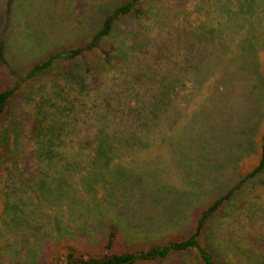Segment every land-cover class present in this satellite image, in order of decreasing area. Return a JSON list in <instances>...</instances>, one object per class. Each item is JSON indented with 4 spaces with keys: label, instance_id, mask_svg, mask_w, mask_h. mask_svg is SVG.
<instances>
[{
    "label": "rangeland",
    "instance_id": "obj_1",
    "mask_svg": "<svg viewBox=\"0 0 264 264\" xmlns=\"http://www.w3.org/2000/svg\"><path fill=\"white\" fill-rule=\"evenodd\" d=\"M197 1L164 0V8L168 5L169 9L178 7L181 11L178 18L174 15L168 18L164 13L157 16L149 13L143 15L141 23L145 28L142 35L147 38V43L143 38L137 41L141 42L145 50L150 52L146 55L140 50H135L136 54L133 53L130 64L132 70H129V72L135 71L139 74L146 73L147 76L153 73L162 59L167 60L166 56L160 57V50L157 49L158 45L160 46L158 39H175L177 48L176 52L172 53L175 64L171 67L172 70L164 68L162 75L165 77V82H168L167 77L172 75L179 83L186 81L188 85L179 91V103L170 96L166 97L167 100L160 108V113H165L170 118L165 120V127L157 132L156 140L153 139L154 141L150 142L154 146L145 147V153L162 161L168 152L179 157L178 161L187 163V165L177 168L168 165L166 169L159 171V175L164 174L165 179L159 175L156 179L149 176L141 182V188L137 189V187L136 190H133L131 186H135L138 182L128 175L116 179L109 178L108 182L98 183L97 194L94 188L89 186V192L86 190L89 195L84 193L85 190L81 192V196L76 195V203H73L75 211L68 212L66 202H71L72 198L65 194L69 195L74 192L73 180L81 178L82 173L79 172L85 170L82 167L90 168L92 161L86 162L85 152L76 147L75 141L80 138L73 129L76 121L69 122L66 127V77L32 78L29 77V72L34 64L45 60L51 53L62 52L91 41L95 33L103 26L106 18L119 5V0H0V37L5 40L6 55L10 61V66L7 68L0 64V91L16 86L18 92H27L33 88V101L28 104L20 101L23 107H18L17 115L21 128L24 131L28 130L30 120L27 114L29 111L31 114L32 110L33 115L40 120L43 131L41 134L46 133V138L50 137L52 131L49 128L59 122L58 131H62L63 138L51 147L47 145V141H44L46 145L43 146L36 139L30 140L24 152L31 159L30 165H33L35 170L36 182L33 184L31 180H26L27 174H23L24 178L17 175L20 170L27 172L24 163L19 162V166L14 167L13 159L16 157L12 155L13 152L6 157L7 160L0 170V264H22L24 260H28L29 264H36L34 258L41 254L36 251L39 247L34 242L38 244L43 240V244L49 249L56 237L50 235V232L54 234L51 231L53 225L44 224V221L48 220L49 215L53 220L59 214L57 211L64 212L66 220H69L68 225L66 224L68 237L75 233L82 237L83 234L80 231H83L86 237L88 235L97 236L99 228L105 229L106 226L114 223L110 218H113L115 214L128 216L135 212L138 216H133V220L129 219V229L137 235L131 238L132 242L138 245L156 241L165 242L169 234H180L187 229L183 225L188 223L191 206H194L195 210L209 202V198L233 185L256 164L264 135V93L262 88H257L251 92L250 98L246 95L249 94L250 87H256V76L253 69L260 60L259 49L262 50L264 45V14L254 16L247 14L250 17L244 19L245 25H248L247 29L242 28V19H240L235 27L244 37H235V40L231 42L229 31H233L231 29L234 27H230L229 20L242 14L234 10L232 13L229 11L220 13L211 8L208 15L203 16L200 14L201 3L198 5L199 13L196 12ZM152 4H154L152 0H146L141 8L143 13L147 12ZM164 8L161 7L162 12ZM263 10L261 8L260 13ZM257 12L259 13V8ZM160 19L161 21L164 19L163 25L157 24ZM183 19L191 21L181 22ZM179 23L175 31L171 30ZM216 26L219 29L216 31L217 39L222 36L219 32H224L225 35L222 36L224 43L231 48L226 61L230 62L233 74L230 85L233 97L228 94L229 101L225 105L217 100L220 103V110L211 111L210 119L209 114L211 113H208V110L205 109L202 112L199 110L202 100L199 98V75L196 67L198 59L202 57V63L199 66L203 77L208 81L205 86L209 87L217 76L216 74L219 73L216 71L210 81L209 76L219 64L214 60V52L208 49L212 47H203L205 46L204 39L200 41L198 37L204 31L211 33ZM123 34L125 38L131 37L129 32ZM244 41L246 43L240 49L235 48L238 42ZM111 42L112 40L106 39L103 45L106 48L98 53L111 54L113 47ZM198 49H202V52ZM243 51L244 54L240 57ZM236 54L237 56H234ZM169 60H167L168 64L173 63ZM239 61L243 64V70L234 74L233 70L237 68ZM61 63L54 67L55 73L63 69L62 67H66V61H61ZM115 71V69L109 71L110 80L107 77L102 79L103 83H108L113 89L111 93L104 91L107 89L105 84L98 91L90 89L88 93L84 92L79 97L71 93V99L75 96L78 98L71 118H76L75 113L78 108L81 126L84 128L88 126V137L92 136L104 123L107 124L108 117L117 113L114 109L117 108V101L125 102L131 98L130 87L125 88L118 79H111ZM235 80H241L242 84L236 85ZM142 81L147 84L149 80L145 76L142 77ZM158 84L159 82L153 83L152 93L143 98L148 104H156L157 100L153 92ZM139 86L144 90L145 85L140 82L134 84L137 90ZM220 89H223L222 85ZM115 91L119 94L114 95ZM168 99H172L171 102L175 105L173 106ZM108 101L112 111L107 113L103 111V107L107 106ZM120 108L123 111L127 110L124 104ZM94 118H98V121ZM207 119L209 127H212L207 131V133L212 132V141L208 135H200L198 125L195 124L196 121L199 124H206L207 122L204 121ZM111 126L115 127L113 124ZM131 130V128L115 129L109 133H114L116 136L122 135V141H126ZM66 137L72 139L70 144L73 145L68 146L67 149ZM134 137L132 135L130 139ZM1 140H3L2 134H0V143ZM121 147L128 153L129 149L133 152L136 147L137 149L134 150L138 152L142 145L123 143ZM34 149L38 151L36 154H34ZM140 155H136L135 164L139 163ZM68 161L71 162L67 167L75 174L69 176L70 179L67 181L69 184L66 181L60 183L59 179H66V162ZM151 161L156 160L151 158ZM116 167V170L122 173L134 172L133 165L124 164ZM186 168L188 172L185 174L180 172ZM8 170H13L14 175L8 177ZM40 179L46 180L47 185L42 182L38 188L37 183ZM158 180L169 182L173 187V192L167 194L165 186H156ZM83 181L84 178L78 179L77 186L81 187ZM127 191L129 195L126 194ZM205 193L206 197H204ZM59 196L63 198L59 199ZM142 197H146L148 201L140 205ZM194 201L195 204H193ZM225 213L226 215L217 222L215 237L219 236V239H223L221 245L227 250V255L232 258L230 250L236 247L245 249L255 246H258L259 253L264 255V183L256 179L248 185L241 195L232 201ZM161 214H165L164 222L159 224L157 219ZM140 219L147 226L144 227V232L135 233L132 222L134 220L138 222ZM38 264H50V259L46 256L40 259ZM168 264L172 263L168 262Z\"/></svg>",
    "mask_w": 264,
    "mask_h": 264
},
{
    "label": "trees",
    "instance_id": "obj_2",
    "mask_svg": "<svg viewBox=\"0 0 264 264\" xmlns=\"http://www.w3.org/2000/svg\"><path fill=\"white\" fill-rule=\"evenodd\" d=\"M152 2H154V4H152L147 12L143 13L141 8L143 4L146 3V0H119V5L115 7L113 13L106 18L103 26L95 33L91 41L76 47L68 48L62 52L51 53L45 60L34 64L29 72V77L32 78H38L41 76L66 77V127L69 122L76 121V125L73 129L78 133V136H80V138L75 141L77 143L76 147L85 152L87 157L86 162L92 161L90 163V168L82 167V169L85 170L79 172L82 173L81 178H84L81 187L76 184L77 180L81 178L74 179L72 185L74 192L69 195L65 194L67 197L71 196L72 198L71 202H66V209L68 212L75 211V205L73 203H76V195L80 194L79 196H81L83 190H85L84 193L89 195V186L94 188V192L97 194L99 188L98 183L108 182L109 178L116 179L128 175L131 179L138 182L135 186H131L134 188L133 190H136L137 187V189L141 188V182L144 179L149 176L150 178L153 177V179H156L157 175H159V171L166 169L168 165L173 166V168L187 165V163L179 162V157L171 155L168 152L166 154L167 156L162 161L145 153V147L149 148L151 145L154 146V144H150V142L156 140L157 132H159L162 127H165V120L170 118L169 115L160 113V108L167 100L166 97L170 96L179 103V91L184 89L185 85H188V82L186 83V81L182 84L179 83V81L172 75L167 77L169 80L168 82H165V77L162 75V72L165 70L164 68L172 70L173 68L171 67L175 64V59H173L174 57L172 53L176 52L177 47L175 46V39L173 38L165 40L163 38L158 39V41H160V46L158 45L157 48L160 50V57L166 56L167 60L170 59L169 61H172L173 63L168 64L166 59H162L158 64V68L154 67L156 69L148 76L146 73L139 74L135 73V71L129 72V70H132L130 64L135 50H140L146 55L150 52L145 50L141 42L139 43L137 41L139 38H143L147 43V38L142 35L143 29L145 28L141 23L143 15L149 13L153 16H157L164 13L168 18L173 15L178 18L181 13L177 6L169 9L168 5L164 8V0H152ZM197 2L196 12H198V5L201 3L202 10L200 14L203 16H207L211 8L216 9L220 13H226L228 11L232 13L234 10L242 14L232 17L229 20L230 27H234V29H231L233 31H229L231 42L235 40V37H244L240 34V30L235 27L240 19H242V28L247 29L248 25H245L244 23V19L246 20V18H250L247 14L250 16L264 14V10L260 13L261 8L264 9V0H198ZM161 7L164 8L163 12ZM258 8L259 13L257 12ZM153 21L156 24V21ZM162 21H164V19ZM162 21L160 19V22L157 24L160 23L163 25L164 22ZM189 21L191 20L183 19L181 22ZM180 23L173 26L171 30L175 31ZM218 30L219 29L216 26L211 33L210 31H204V33L202 32L200 37H198L200 41L204 39L205 46L203 47H212L208 49L214 52V60L219 64V66L214 68L213 72L210 74L209 81L213 75L216 74V71L219 74H216L217 76L214 81H212L209 87L207 86L206 88L205 85L208 81L203 77L202 70L199 66L202 63V57L198 59V66L196 68H198L197 73L199 75V98L202 100L199 108L201 112L206 109L208 110V113H211L214 109H219V104L221 102L225 105L227 101H229L228 94L233 97L230 87L233 74L231 73L232 69H230V62L226 61V56L231 48L224 43L222 38V36L225 35L224 32H219L222 36L217 39L216 31ZM126 32H129L131 37L125 38V34L123 33ZM206 34L208 35L206 36ZM106 39L112 40V53L109 54L108 52H104L102 53L103 55L99 54L98 51H102L106 48L103 46ZM245 43L246 41L238 42L235 48L240 49ZM174 49L175 51H173ZM259 50L261 52L259 54L260 60L253 69L256 76V87H250L249 94L246 95L248 98H250L251 92L257 88H262L264 93V45L263 49ZM198 51L202 52V49H198ZM243 54L244 51L240 57H242ZM234 56H237V54ZM61 61H66V67H62L63 69H59L55 73L54 67L58 66L57 64L61 63ZM0 64L6 68L10 66V61L6 55L5 40L2 37H0ZM110 69L116 70L113 73L115 75L111 77V79H118L125 88L130 87V90L132 91L130 93L131 98H128L125 102L117 101V108H114L117 110V113L112 114V117H108V123H104L92 134V136L90 135L88 137V126L85 128L81 126L80 110H78V108H76V118H71L76 103L78 102L77 97L84 92L88 93L90 89H96L98 91L99 88L103 87L105 83L102 82V79L104 77H109L108 73L111 71ZM62 70H65L66 72H63ZM240 70H243V64L239 61L237 68L233 70V72L235 74ZM145 76L149 80L147 84L142 81V77ZM108 80H110V78H108ZM235 81L236 85L242 84L241 80ZM136 82L145 85L144 90L141 86H139L138 90L135 89L134 84ZM155 82H159L157 89L153 92L157 102L156 104H148L143 98H146L152 93V85ZM220 85L223 86L222 90L220 89ZM105 88L107 89L104 91L107 93H111V90H113L109 87L108 83L105 84ZM205 90L207 92H204ZM32 91L33 88L27 92H18L17 86L2 89L0 91V134L3 136V140H1L0 143V145L2 144L0 146V170L3 163L7 160L6 157L13 152L12 155L16 157L13 159L14 167L19 166V162H23L24 168L27 171L24 172V170H20L17 175L24 178V175L27 174L25 176L26 180H31L30 182L33 184L36 182L34 177L35 170L33 165H30L31 159L27 157L24 152L30 140L36 139L38 142H41L43 146L46 145L44 141H47V145L51 147L52 144L56 145L57 141L60 142L63 138L61 136L62 131H58V128L60 127L58 124L59 122L53 124V126L49 128V130L52 131L50 137L46 138V133L41 134L43 131L40 120L33 115L32 110L31 114L30 111L27 114V118L30 120L28 130L24 131L21 128V123L18 120L19 116L17 115L18 107H23V105L20 104V101L21 103L24 102L27 104L28 102L31 103L33 101L34 92ZM71 93H74L77 97L75 96L71 99ZM114 93V95L119 94V92L116 91ZM75 98L76 100H74ZM172 99L168 100L171 102ZM107 100H109L108 97ZM217 100H219L220 103H218ZM171 103L173 106L175 105L174 102ZM123 104L127 110L123 111L120 108ZM106 105L107 106L103 107V111L107 113L111 112L112 109L110 102H106ZM52 112L55 113L54 111ZM211 115L212 113L209 114L210 119ZM95 120L98 121V118ZM204 122L207 123L199 124L197 121L195 122V124L198 125L199 134L208 135L212 141V132L207 133L212 127H209L208 119ZM112 124L115 127H112ZM127 128H131L132 130L126 141H122V135L116 136L114 133H109L115 129ZM132 135L135 136V139H130ZM71 140L72 139L66 137V149L68 146H73L70 144L72 142ZM123 143L142 145V147L138 152L134 150L137 149L136 147L133 149V152L129 149V152L126 153L121 147V144ZM20 152H22V154H19ZM37 152L38 151L34 149V154ZM139 154H141V159L138 161L139 163L137 162L138 164H135V157ZM257 156L258 160L256 164L243 174L237 182L219 194L217 193L214 197L209 198V202L203 204L201 207L194 210V206H191L188 223L183 225L185 226V229H187L183 230L180 234H169L166 236L165 242L161 243L156 241L149 244L139 245L133 243L131 238H134L137 235L130 231L129 219L132 218L133 220V216H138L135 212L130 213L128 216L115 214L113 218H110L114 223L106 226V230L103 227L99 228L97 236L92 237L88 235L86 237V234L83 231H80L83 234L82 237L77 233L68 237L66 224L68 225L69 220H66V214L64 212L57 211L59 214L54 217L53 220L52 216L49 215L48 220L44 221V224L49 223L50 226L51 224L53 225L51 231L54 232V234L50 232V235L56 238L51 242L49 249L43 244V240L38 244L35 241L34 244L39 247L36 251H39L41 256L37 255L34 260L36 264H38L40 259L47 256L50 259V264H168V262L172 264H264V255L259 253L260 249L258 246L253 248L246 247L245 249H239L236 247L230 250L232 253L231 258L227 255V250L221 245L223 239H219V236L218 238L215 237V229L218 226L217 222L221 217L226 215L225 210L230 207L232 201L238 198L246 187L256 179H260L264 183V135ZM19 158L20 160H18ZM151 158H155L156 161H151ZM70 162L71 161L66 162V179H59L60 183L61 181H66L67 183L68 179H70L69 176L75 174V172H72L73 170L67 167ZM124 164H127L128 166L133 165L134 172L128 171V173H122V171L116 170V166ZM67 171L69 172L68 174ZM180 172L185 174V172H188V168L184 170L182 169ZM155 174L156 176H154ZM11 175H14L13 170H8V177ZM159 176L164 178V174L162 175V173ZM42 182H45L47 185L46 180L40 179L37 183L38 188ZM102 184L104 185L105 183ZM160 185L165 186L167 194L173 192L172 185L166 180L156 181V186ZM40 189L42 190V188ZM86 190L88 192H86ZM126 194H128V191ZM102 197L105 198V196H101V198ZM204 197H206V193ZM58 198L62 199L63 197L59 196ZM147 201L146 197L140 198V205ZM193 204H195V201ZM164 215L165 214H161L157 219L159 224L164 222ZM59 216H61V218ZM135 222L136 220L132 222L134 232H144V227L147 226V224L141 219L138 220V222ZM103 230H105V232H101ZM22 264H29V261L24 260Z\"/></svg>",
    "mask_w": 264,
    "mask_h": 264
}]
</instances>
